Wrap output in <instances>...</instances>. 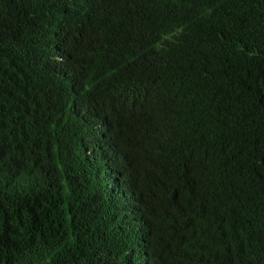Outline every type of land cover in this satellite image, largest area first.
Listing matches in <instances>:
<instances>
[{
    "label": "trees",
    "instance_id": "obj_1",
    "mask_svg": "<svg viewBox=\"0 0 264 264\" xmlns=\"http://www.w3.org/2000/svg\"><path fill=\"white\" fill-rule=\"evenodd\" d=\"M0 264H264V0H0Z\"/></svg>",
    "mask_w": 264,
    "mask_h": 264
}]
</instances>
